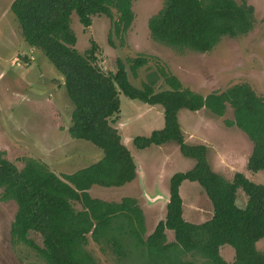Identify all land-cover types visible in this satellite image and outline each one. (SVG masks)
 Masks as SVG:
<instances>
[{"label": "trees", "instance_id": "16d2710c", "mask_svg": "<svg viewBox=\"0 0 264 264\" xmlns=\"http://www.w3.org/2000/svg\"><path fill=\"white\" fill-rule=\"evenodd\" d=\"M9 10L23 40L39 49L62 77L72 104L69 136L102 151L94 163L60 176L36 159H25L17 168L0 158V201L11 200L16 205L8 229L11 246L21 242L33 248L45 264H93L86 251V234L95 242L110 243L115 251H119L116 236L122 239L126 235L150 258L153 253L160 255L158 264H193L181 259L188 252L199 254L209 264H264V249L255 246L259 240L264 242V185L253 183L240 172L227 180L212 171L205 146L183 142L176 115L181 108H205L219 116L228 105L232 119L225 123L237 126L251 141L246 168L264 170V96L244 82L202 96L163 71L168 88L154 91L152 79L135 87L119 59L114 71L104 72L96 65L94 41L82 53L75 49V35L69 26L72 13L83 28L90 25L92 16H106L114 35L121 39L133 18L131 0H11ZM253 22V7L247 0H163L147 19V29L153 40L164 45L203 52L222 36L247 33ZM144 61L131 58L130 71L134 73ZM119 93L162 109V127L147 136H134L136 148L173 140L183 156L194 160L190 169L169 177L163 219L144 238L143 216L134 198L106 201L87 192L92 185L118 187L135 176L132 157L112 125L119 112ZM183 180L202 187L211 206L206 220L191 223L182 218L178 186ZM237 189L246 197L242 207L235 204ZM165 230L172 231L173 240L165 242ZM29 232L40 236L41 245L28 238ZM223 244L233 248L229 262L219 256Z\"/></svg>", "mask_w": 264, "mask_h": 264}, {"label": "rangeland", "instance_id": "374dc122", "mask_svg": "<svg viewBox=\"0 0 264 264\" xmlns=\"http://www.w3.org/2000/svg\"><path fill=\"white\" fill-rule=\"evenodd\" d=\"M10 1L0 0V151L3 152L0 158L17 168L25 159L32 158L57 176L71 173L99 160L102 151L88 141L69 136L67 127L72 104L63 88L62 77L39 49L23 40L16 18L9 10ZM247 3L253 7L252 28L243 35L222 36L210 50L203 52L169 47L150 37L147 19L158 11L163 0H131L133 18L121 39L114 35L111 20L104 15L92 16L90 25L83 28L72 13L69 26L79 53L89 47L91 40L94 41L96 65L104 72L114 71L115 60L119 59L125 66L129 82L135 87L150 83L152 79L154 91L168 88L161 74L163 71L166 77L174 76L182 87L202 96L243 82L257 95L264 96V0H247ZM131 58L145 60L134 73L129 69ZM118 99L119 112L113 117L112 125L134 157L135 164L142 169L145 180L130 181L119 187L93 185L87 192L93 198L114 202L122 197L138 196L136 204L143 216L141 236L144 238L152 232L156 217L163 219L166 200L157 198L152 202L154 205L150 204L145 201L142 191L152 196L150 191L155 187L168 198L170 175L190 169L194 160L183 156L173 140L136 148L132 143L134 136H147L162 127L161 106L129 99L122 93ZM176 115L184 143H198L197 139L189 137V133L205 137L208 158L215 155L210 147L213 144L222 155L236 160L237 172L253 183L264 185L263 169L251 171L246 168L245 160L252 146L246 133L237 126L230 125L236 129H228L222 125L228 126L226 123L232 119L228 105L219 116L205 108L197 111L181 108ZM222 171L224 178L230 177L231 169ZM178 195L185 221L198 223L210 216L209 200L197 182L181 181ZM245 199L243 192L237 189L235 204L242 207ZM145 205L150 206L147 209ZM15 210L13 201H0V264H45L33 248L21 242L9 244V223ZM86 237V251L93 264H158L156 258L160 255L156 253L155 257L153 253L150 258L143 247H136L130 236L124 235L122 239L116 236L115 245L119 251H115L110 243L91 240L89 234ZM165 237V242L173 240L172 231L165 230ZM28 238L41 245L37 233L29 232ZM255 246L263 250V240L257 241ZM190 253L182 254L181 259L193 261V264H209L199 254ZM218 253L227 262L233 258V248L227 244L221 245Z\"/></svg>", "mask_w": 264, "mask_h": 264}, {"label": "crops", "instance_id": "0c3cea01", "mask_svg": "<svg viewBox=\"0 0 264 264\" xmlns=\"http://www.w3.org/2000/svg\"><path fill=\"white\" fill-rule=\"evenodd\" d=\"M11 2V1H10ZM222 125H223V127H225V128H228V129H236V128H230L229 126H226V125H224L223 123H222ZM189 137H191V138H195V139H197V141L196 142H198V143H191V144H202V145H204V144H206V140H205V137H203V136H192V134L191 133H189ZM208 143V142H207ZM190 144V143H189ZM210 147H211V149L212 150H214V153H215V155H213V157H207V155H206V161H207V163H208V165H209V167L211 168V170L212 171H214L215 173H217V174H219V175H223V169L224 170H227V169H231V172H230V177H228V178H225V179H231V177H232V174H233V172L234 171H236V169H235V163H236V160L235 159H233V158H230V159H228L227 158V156L226 155H222V153L221 152H219L215 147V145H213V144H211L210 145ZM130 153V152H129ZM131 155V154H130ZM133 159V163H134V165H135V168H136V171H135V176H134V178L131 180V181H135L136 183L137 182H139V180H140V178H142V182H143V180H145V174L143 173V171H142V169L140 168V166H137L136 164H135V160H134V157L133 156H131ZM245 162H246V160H245ZM215 166H218V167H215ZM223 177V176H222ZM130 182V181H129ZM128 183V182H127ZM155 183V182H154ZM93 186V185H92ZM122 186V185H121ZM119 187V186H118ZM91 189V188H90ZM89 189V190H90ZM156 188L154 187V190H155ZM88 194H89V192H88ZM90 195V194H89ZM132 198H134L136 201H137V199H139V197L138 196H134V197H132ZM153 204V203H152ZM154 205V204H153ZM150 205H145V207L148 209V207H149ZM156 221H154L153 223H154V225L156 224V222L159 220L157 217H156ZM165 232V231H164Z\"/></svg>", "mask_w": 264, "mask_h": 264}, {"label": "water", "instance_id": "95a60500", "mask_svg": "<svg viewBox=\"0 0 264 264\" xmlns=\"http://www.w3.org/2000/svg\"><path fill=\"white\" fill-rule=\"evenodd\" d=\"M135 171H136V168H135ZM139 181L142 182V178H140ZM150 192L151 193L153 192L152 196H148V194H147L148 192H145L144 190L142 191V195H143L145 201H147L148 203L152 204V202H154L157 198H162V199L166 200V202L168 201V198H165V195L162 192H160L158 189H155V190L150 191Z\"/></svg>", "mask_w": 264, "mask_h": 264}, {"label": "flooded vegetation", "instance_id": "af4514ba", "mask_svg": "<svg viewBox=\"0 0 264 264\" xmlns=\"http://www.w3.org/2000/svg\"><path fill=\"white\" fill-rule=\"evenodd\" d=\"M205 148H206V147H205ZM225 155H226V154H225ZM205 157H206V154H205ZM193 164H194V163H193ZM192 166H193V165H192ZM210 169H211V168H210ZM182 172H183V171H182ZM235 172H237V171H234L233 174H234ZM233 174H232V175H233ZM171 175H172V174H171ZM171 175H170V176H171ZM167 192H168V189H167ZM181 207H182V205H181ZM210 208H211V207H210ZM210 214H211V213H210ZM160 220H161V219H160ZM205 220H206V219H205ZM203 221H204V220H203ZM201 222H202V221H201ZM198 223H199V222H198Z\"/></svg>", "mask_w": 264, "mask_h": 264}]
</instances>
